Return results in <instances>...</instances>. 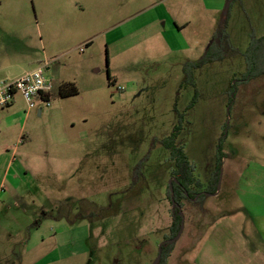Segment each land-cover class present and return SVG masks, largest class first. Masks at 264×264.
Segmentation results:
<instances>
[{"label": "rangeland", "instance_id": "1", "mask_svg": "<svg viewBox=\"0 0 264 264\" xmlns=\"http://www.w3.org/2000/svg\"><path fill=\"white\" fill-rule=\"evenodd\" d=\"M156 3L164 8L134 18ZM226 8L0 0V81L49 63L54 82L49 107L28 111L18 95L0 110V264H154L172 240L176 164L165 143L175 130L200 196L183 200V232L165 264L238 261L227 248L264 230V76L251 78L244 55L264 36V0ZM165 10L185 41L160 34ZM226 11L230 50L187 85L184 66L203 57ZM64 84L78 94L62 98Z\"/></svg>", "mask_w": 264, "mask_h": 264}, {"label": "trees", "instance_id": "2", "mask_svg": "<svg viewBox=\"0 0 264 264\" xmlns=\"http://www.w3.org/2000/svg\"><path fill=\"white\" fill-rule=\"evenodd\" d=\"M239 0H226L228 8L234 3L238 2ZM226 18L219 24L216 31L214 32L212 41L210 42L208 48L206 49V52L204 53L203 57L199 59L197 62L193 63H187L184 66V72H185V83L187 85L195 86L196 83L194 81L193 77V71L199 70L203 68L204 66L221 62L224 60V57L226 56V52L230 50V36L227 32V24L226 21L228 20V11L226 12ZM233 49V48H231ZM233 52H236L233 50ZM247 54H250V58L247 59ZM246 60H248L249 64V70L253 71L250 72L252 74L251 78H258L260 76H264V36L254 40L252 45L248 48V50L244 53ZM262 66V68H261ZM248 69V68H247ZM248 70V72H249ZM250 75V74H249ZM110 79V78H109ZM248 78H245L243 82H247ZM241 84V83H240ZM238 86L239 84L234 83L230 87V102L233 104L237 93H238ZM78 94L77 88L73 84H64L60 86L59 88V95L62 98L75 96ZM233 101V102H232ZM195 102V99H194ZM176 130L171 135L169 139L166 141V146L169 149H173L171 158L173 159L174 163L176 164V170L173 172V175L176 176V182H173V188H174V199L177 204L176 207L172 208V216H173V223L171 228V239L175 238L179 231L182 228L183 223V215L180 214L181 208H182V202L183 200H191L193 197H197L199 193L195 192L198 189L196 186V180L193 178V175L191 173V170L188 169V163L187 159L182 153V151H179L175 147V142L177 140L176 136ZM222 144L219 145L218 149V161L220 164V168L222 165V160L224 155L222 154ZM216 192V190L214 191ZM170 193V190H169ZM200 196V195H199ZM198 196V197H199ZM204 196L201 194V197ZM201 199V198H199ZM171 201V198H170ZM172 205V202H171ZM173 245L169 244L166 240L162 243V256L158 264H165L166 259L168 255L171 252Z\"/></svg>", "mask_w": 264, "mask_h": 264}, {"label": "built area", "instance_id": "3", "mask_svg": "<svg viewBox=\"0 0 264 264\" xmlns=\"http://www.w3.org/2000/svg\"><path fill=\"white\" fill-rule=\"evenodd\" d=\"M54 82L47 75L46 66L40 65L19 78L0 81V110L14 104L19 95L28 111L49 107L52 101Z\"/></svg>", "mask_w": 264, "mask_h": 264}, {"label": "crops", "instance_id": "4", "mask_svg": "<svg viewBox=\"0 0 264 264\" xmlns=\"http://www.w3.org/2000/svg\"><path fill=\"white\" fill-rule=\"evenodd\" d=\"M166 1V0H165ZM226 2V0H225ZM163 4L160 3V4H154L153 6L151 5L149 7V9H146L144 11H141L140 13H138L137 15L134 16L135 19L137 18H140L141 14H143L144 12H146L148 15L151 13H153L156 8H159V7H162ZM164 8V6H163ZM212 11V10H211ZM165 13H166V16L163 18H161L162 20L166 18V21L162 27V30L160 31V34L164 36L165 38V34H172V37L173 38H181L183 41H185V39L183 38V34H185V28L178 25L177 23V18L176 17H173L171 18L169 16V14L167 13V11L165 10ZM139 16V17H138ZM167 17L168 18H171L172 19V22H173V26H171L170 28L167 26ZM159 19L157 18H154V19H150L149 22H147V24H145L144 26H141L140 24V29L141 30L142 28H147V27H154L153 25L156 24ZM133 21H136V20H133ZM217 29V28H216ZM214 35V34H213ZM88 42H85V44H87ZM42 65V64H40ZM44 65L46 66V72L49 73V66L50 64L49 63H44ZM39 66V65H38ZM37 66V67H38ZM33 70V69H32ZM47 73V75H48ZM52 79V78H51ZM12 107V106H11ZM10 108V107H9ZM4 110V109H3ZM23 140H22V137H19V140H18V143H21ZM256 232V231H255ZM256 235H257V238L255 241L253 242H250L248 239H245V246L243 247H238V246H233L231 245L230 248H227V252L232 255L234 258L235 256L233 254L236 255V259L238 261H234L233 259L231 260L230 258H228L226 260V263H229V264H238L237 262L241 263V264H264V230L263 231H259L256 232ZM243 237H245V235H243ZM247 238H248V235H247ZM260 242V243H258ZM238 254H241V256H239Z\"/></svg>", "mask_w": 264, "mask_h": 264}, {"label": "water", "instance_id": "5", "mask_svg": "<svg viewBox=\"0 0 264 264\" xmlns=\"http://www.w3.org/2000/svg\"><path fill=\"white\" fill-rule=\"evenodd\" d=\"M226 10H228V8H226ZM226 12H227V11H226ZM173 182H175V179H172V180L170 181V194H171V195H170V198H171V202H172V208H174V207L177 206V204H176V202H175V199H174V188H173ZM182 232H183V223H182V228H181V230L179 231V234H178L175 238H173L172 240L168 241V243H169V244H172V243L176 242V241L180 238ZM161 247H162V244H160V247H159V254H158V257H157V259H156V261H155L154 264L159 263V261H160V259H161V256H162V250H161Z\"/></svg>", "mask_w": 264, "mask_h": 264}]
</instances>
